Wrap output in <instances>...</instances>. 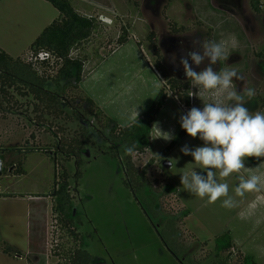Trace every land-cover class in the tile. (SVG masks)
Instances as JSON below:
<instances>
[{"label": "rangeland", "instance_id": "obj_1", "mask_svg": "<svg viewBox=\"0 0 264 264\" xmlns=\"http://www.w3.org/2000/svg\"><path fill=\"white\" fill-rule=\"evenodd\" d=\"M72 2L79 12L95 18L97 27L72 52L84 59V71L78 87L70 86L63 96L93 127L103 129L98 118L92 119L85 110L82 96L88 94L107 115L128 125L143 115L164 87L167 97L153 121L151 145L135 153L133 161L139 169L147 166L153 188L163 189L168 183L177 192L163 194L165 212L152 208L150 199L141 191L136 195L125 182L124 147L116 149L96 130L79 154V166L77 155H67L58 147L59 142L83 138V120L73 116L72 107L65 105V112L49 111L31 96L10 89L5 96L0 94V264H48L62 258L56 253L63 230L53 211L55 196L49 193L54 189L56 170L64 166L70 176L81 242L96 264H241L243 254L251 255L254 264H264V157L245 158V169L227 178L215 170L218 182L229 186V196L236 204L233 208L222 206L224 198L208 203L207 197L185 190L182 173H207L181 148L204 146V141L187 133L163 155L160 151L172 140L163 137L165 133L174 137L182 128L181 114L192 107L202 110L212 97L194 95L199 90L190 81L189 89L180 91L193 94L189 102L178 96L155 67L153 47L154 42L159 46L169 74L178 76L182 68L177 65V53L172 48L167 51L173 39L191 44L184 55L192 50L194 39L223 41L229 58L214 65V70L234 69L241 74L243 81L234 80L237 91L255 89L251 99L244 96L246 107L251 114L264 113V0L259 12L250 0ZM59 15L48 0H0V46L14 57L28 59L35 52L31 48L34 39ZM125 29L127 40L121 44L119 35ZM207 63L205 59L203 65L193 67L200 71ZM56 70L45 66L48 74ZM35 103L40 107L34 109ZM165 158L173 159V167L163 164ZM79 168L81 175L76 177ZM251 175L261 176L260 191L236 195L240 177ZM184 210L190 213L182 218ZM228 230L235 245L231 253H219L216 238ZM227 254L232 257L221 262Z\"/></svg>", "mask_w": 264, "mask_h": 264}, {"label": "trees", "instance_id": "obj_2", "mask_svg": "<svg viewBox=\"0 0 264 264\" xmlns=\"http://www.w3.org/2000/svg\"><path fill=\"white\" fill-rule=\"evenodd\" d=\"M55 5L59 11V17L55 18L50 24L45 26L40 34L34 39L31 48L34 51L49 50L55 55V61L52 65H45L38 69L29 61H26L21 56L14 57L0 46V94L4 96L9 93L10 89H15L19 94L31 96L37 103L41 104L42 108L49 111L65 112V105L71 106L69 100L65 99L63 93L70 86L79 85L83 71L84 59L78 55H73V50L79 47L82 42H85L92 35L97 27V22L92 16L83 14L77 10L72 0H48ZM254 11L261 10V0H250ZM153 35V32L151 33ZM127 40L126 29L119 35L121 44ZM154 65L168 79L170 88L176 91L178 96L189 102L188 92L182 95L180 91L189 89V80L182 76L169 74L166 64L162 61V53L159 46L154 42ZM45 66L57 68L55 74H48L45 71ZM180 92V93H178ZM167 97V92L162 87L152 104L143 112V115L131 122L128 125H120L113 117L107 115L94 99L87 95L82 96L83 106L85 110L93 117L100 121L103 129H97L91 125L88 117H83L82 113L75 106L72 107L73 116L82 119L83 131L81 139L72 138L69 142H59L58 147L65 150L67 155H77V163L80 166L82 158L80 152L84 151V147L90 144L93 138V130L98 131L103 138L116 149L119 146H136L135 153L145 151L152 140L153 121L157 113L162 108L163 102ZM39 101V102H38ZM35 103L34 109L40 107ZM71 116V115H70ZM187 134L183 128L174 136L160 153L165 155L171 149L179 144V142ZM72 149V150H71ZM73 149L76 150V152ZM117 151V150H116ZM1 156V155H0ZM124 168L127 174L125 182L131 187L136 195L142 192L145 198L150 199L149 204L152 208L161 209V198L166 192H177V187L170 184L168 187L163 186V189L153 188L152 183L147 178V166L142 169L133 161V157L125 154ZM81 175L80 168L75 172V176ZM69 172L66 167L56 170V178L54 189L51 193L55 196L53 211L61 223V240L57 242L59 250L56 253L62 258L56 262L48 264H96L93 254L85 249L81 242V232L78 230L79 220L75 218V205L70 194ZM190 213V210L182 212V218ZM176 215V214H175ZM216 247L218 252L231 253V248L234 247V240L231 237L230 231H225L217 236ZM231 254L220 259L221 262H227ZM241 264H254L255 261L251 255L242 256Z\"/></svg>", "mask_w": 264, "mask_h": 264}, {"label": "clouds", "instance_id": "obj_3", "mask_svg": "<svg viewBox=\"0 0 264 264\" xmlns=\"http://www.w3.org/2000/svg\"><path fill=\"white\" fill-rule=\"evenodd\" d=\"M192 45V50L181 56L179 63L191 85L199 90L194 95L201 98L202 93H208L212 102H204L202 110L192 107L186 114H181V127L191 137H199L204 141V146L194 149L184 145L181 152L191 155L207 175L198 174L195 170L190 175L182 173L181 183L192 194L200 198L207 197L208 203H216L224 198L222 206L233 208L236 204L229 196V186L227 183L218 182L215 170H219L221 178H227L245 169V158L264 157V113L251 114L246 107L244 96L251 99L255 96V89L243 87L242 91H237L234 80L243 81L241 74L234 69L214 70V65L229 58L223 41L205 43L194 39ZM205 59L208 61L207 66L197 71L196 67L203 65ZM172 62H176L175 53L172 54ZM165 134L163 138L166 140L174 138ZM135 150V145L124 146L125 154L133 159ZM172 161L170 158L169 164L173 167ZM261 186L262 178L259 175H251L248 179L240 177L235 192L243 197L247 192L260 191Z\"/></svg>", "mask_w": 264, "mask_h": 264}, {"label": "built area", "instance_id": "obj_4", "mask_svg": "<svg viewBox=\"0 0 264 264\" xmlns=\"http://www.w3.org/2000/svg\"><path fill=\"white\" fill-rule=\"evenodd\" d=\"M26 61H29L38 69L42 68L43 63L46 62L48 65H52L55 61V55L52 54L49 50H39L35 52H31V54L28 56V59ZM45 64V65H46Z\"/></svg>", "mask_w": 264, "mask_h": 264}, {"label": "flooded vegetation", "instance_id": "obj_5", "mask_svg": "<svg viewBox=\"0 0 264 264\" xmlns=\"http://www.w3.org/2000/svg\"><path fill=\"white\" fill-rule=\"evenodd\" d=\"M186 47H191V44H189V43H187V44H184V42H180L179 41V39H173V45H172V47L171 46H169V49L167 50V51H171L170 50V48H172L173 50H175L176 51V53H177V65H179V67L180 68H182V72H179L178 74V76L179 77H183V78H185L186 79V75H185V72H184V69H183V66L179 63V59H180V57L181 56H183L184 54H183V51L185 52L187 49H186ZM171 57V55L169 54L168 55V57ZM168 60H170V58H168ZM190 63H191V61H190ZM173 69H174V71H176V70H178L177 69V67H173ZM180 70V69H179Z\"/></svg>", "mask_w": 264, "mask_h": 264}, {"label": "water", "instance_id": "obj_6", "mask_svg": "<svg viewBox=\"0 0 264 264\" xmlns=\"http://www.w3.org/2000/svg\"><path fill=\"white\" fill-rule=\"evenodd\" d=\"M163 164L165 166L169 167L170 166L169 159L168 158H165L164 161H163ZM2 166H3V160H2V158L0 156V173L2 172Z\"/></svg>", "mask_w": 264, "mask_h": 264}, {"label": "crops", "instance_id": "obj_7", "mask_svg": "<svg viewBox=\"0 0 264 264\" xmlns=\"http://www.w3.org/2000/svg\"><path fill=\"white\" fill-rule=\"evenodd\" d=\"M150 66H151V68H153L152 65H150ZM135 110H137V109H135ZM262 160H263V159H261V161H262ZM261 161L257 164V166L260 165V164L262 163ZM263 164H264V163H263ZM37 215H38V214L35 215V219H34L35 222L37 221ZM36 224H37V223H36ZM36 224H35V226H36ZM37 237H38V236H37ZM37 237H36V235H34V238H35V239H36ZM33 241H34V240H31L30 244H31Z\"/></svg>", "mask_w": 264, "mask_h": 264}]
</instances>
